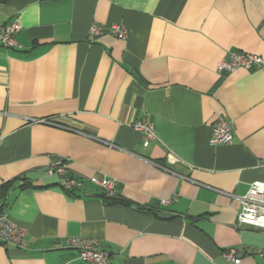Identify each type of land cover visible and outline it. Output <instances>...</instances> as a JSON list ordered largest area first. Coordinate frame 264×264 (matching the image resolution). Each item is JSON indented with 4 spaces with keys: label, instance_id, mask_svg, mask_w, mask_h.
<instances>
[{
    "label": "crops",
    "instance_id": "1",
    "mask_svg": "<svg viewBox=\"0 0 264 264\" xmlns=\"http://www.w3.org/2000/svg\"><path fill=\"white\" fill-rule=\"evenodd\" d=\"M14 18L18 46H0V213L27 233L0 242V264H89L64 245L75 236L111 264H233L227 248L264 264V229L235 225L264 181V0H0V24ZM92 23L104 32L89 42ZM229 51L262 63L220 73ZM219 115L233 138L213 145ZM138 119L154 126L147 144ZM58 162L79 189L48 173ZM92 175L117 179L115 196Z\"/></svg>",
    "mask_w": 264,
    "mask_h": 264
},
{
    "label": "built area",
    "instance_id": "2",
    "mask_svg": "<svg viewBox=\"0 0 264 264\" xmlns=\"http://www.w3.org/2000/svg\"><path fill=\"white\" fill-rule=\"evenodd\" d=\"M21 25L18 18H14L8 23L0 24V46L5 48L17 47L18 43L15 39L16 33L20 30ZM104 30L92 23L87 29V40L93 42L99 37ZM108 32L118 38L124 39L128 34V30L121 24H114L108 28ZM227 58L222 59L217 70L220 73H229L235 69H253L262 63L261 56L247 51H229ZM37 121H44L43 119ZM51 122V121H45ZM132 128L144 135V144L150 139L155 138V130L152 123L143 119L132 122ZM233 138L232 121L219 115L211 125L210 143L226 144L230 143ZM1 140V136H0ZM48 173H54L58 176V183L61 188L67 192L79 189L84 182L83 178H79L68 173L65 162H58L48 168ZM90 183L99 188L102 193V200L108 201L116 194L117 179L107 176L92 175L87 179ZM174 199V198H173ZM172 198H165L160 201L167 204ZM241 207L237 213L235 225L241 227L249 225L255 228L264 229V181L255 180L249 184L245 194L240 197ZM27 233V229L10 221L6 215L0 213V242L3 245H19ZM64 245L68 248L75 249L78 257L89 264H111L109 253L101 248L98 239L87 237H69L65 240ZM227 262L239 264V252L235 248H227L222 252Z\"/></svg>",
    "mask_w": 264,
    "mask_h": 264
}]
</instances>
